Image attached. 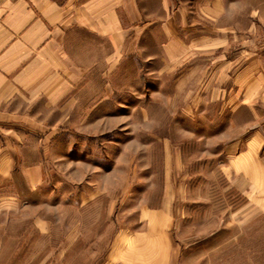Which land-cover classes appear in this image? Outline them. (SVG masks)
I'll return each mask as SVG.
<instances>
[{"label": "rangeland", "instance_id": "rangeland-1", "mask_svg": "<svg viewBox=\"0 0 264 264\" xmlns=\"http://www.w3.org/2000/svg\"><path fill=\"white\" fill-rule=\"evenodd\" d=\"M244 15L184 59L148 41L73 69L9 122L0 264H264V22Z\"/></svg>", "mask_w": 264, "mask_h": 264}, {"label": "crops", "instance_id": "crops-1", "mask_svg": "<svg viewBox=\"0 0 264 264\" xmlns=\"http://www.w3.org/2000/svg\"><path fill=\"white\" fill-rule=\"evenodd\" d=\"M247 1L0 0V184L19 165L17 148L7 144L9 122L42 95L56 99L72 87L73 69L104 72L148 41L167 60L184 59L204 42L228 43L234 28L248 26L243 13L264 22V0ZM204 26L209 33H201Z\"/></svg>", "mask_w": 264, "mask_h": 264}]
</instances>
